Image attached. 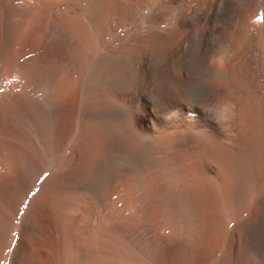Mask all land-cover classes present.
<instances>
[{"label":"bare ground","instance_id":"1","mask_svg":"<svg viewBox=\"0 0 264 264\" xmlns=\"http://www.w3.org/2000/svg\"><path fill=\"white\" fill-rule=\"evenodd\" d=\"M18 150L44 190L12 264L34 229L35 264H66V241L74 264H264V0H0L1 164Z\"/></svg>","mask_w":264,"mask_h":264},{"label":"rangeland","instance_id":"2","mask_svg":"<svg viewBox=\"0 0 264 264\" xmlns=\"http://www.w3.org/2000/svg\"><path fill=\"white\" fill-rule=\"evenodd\" d=\"M23 84H24V86L26 84L27 91H29L27 93L28 94L31 93L34 96V97H32V95L29 94V97H31L33 99V101L35 102V81L32 82V81H29L28 78L27 79L25 78V80H23ZM30 88H31L32 92L30 91ZM182 110H183V112H188L189 110H192L193 112H190V113H192L193 115L194 114L199 115V112L201 111L195 105L185 106V108L182 109ZM168 115L166 117H168ZM220 121L224 122L223 126L225 128L229 127L231 125L230 123L227 122V119L225 117H223V119L221 118ZM220 121L218 120V122H216L217 124L213 123V126L216 129V133L219 134V135H222V133H225V132L222 131V129H224V127L221 125ZM165 123H166V119H165ZM73 128H74V125H73ZM73 131L74 130H72V133H73ZM218 131H220V132H218ZM230 132L232 134L231 130H230ZM225 134H227V132ZM15 157L19 161L20 166L24 170H22L21 167L19 168V170H18V168L17 169L16 168L7 169V165L6 164H1V162H0V168L3 169V170H0V175H5L6 174L4 178H5V180L7 178V181H5V182H4V179L3 180L0 179V224L5 225L6 223H9L8 226H7L8 228L5 229L6 232L4 231L3 235H2V233H0V255H1V252L4 253L3 255H4V258H5V259H3L0 262V264H12L14 256H15V255H13V253H14L13 252L14 251L13 248H15V247L10 245V240L8 238V232H9V234L13 233L14 236L16 237L15 246L17 247V245L19 244L20 237H21V231H22V228H20L21 224L23 225L24 219L26 218L27 214L29 213L27 210L32 208V206L34 205L33 203H35L36 199L39 197L38 195H41L40 193H42L43 190H44V186H41V184H40L41 180H42L41 182L44 181V176H43V173H41L40 170L38 171V168L37 169L35 168V161H33L32 158L28 157L21 150H18V152L15 154ZM63 158H64V156L61 157V159H63ZM0 161H1V154H0ZM14 171L17 172V173H12ZM22 171H25V174H24L25 176L24 177L25 178L29 177L30 182H29V185L27 186L26 190L23 191V195L21 196V199H20V194L17 191H15V189L19 185L15 187L14 183H15V181H18L20 179V176H19L18 180H16L18 174L21 175L20 173ZM8 181H9V183H8ZM141 189L142 190L145 189V184L142 186ZM263 189L264 188L261 187L258 190L257 193H255V192L252 193L251 199L249 200V202H251L250 205H253V204L256 203V201H257L258 197L260 196V194L262 193ZM40 191H42V192H40ZM64 193H63V190H62L61 191V197H60V194H59V196L55 197L54 199L56 201H59L60 203H63L65 201V194ZM253 194H254V199H252L253 198ZM18 197H19L20 200L18 199ZM248 210L250 211L251 209H247V212H249ZM8 213L9 214L13 213V216H12L13 218L9 222L6 220V219H9V217H8L9 214ZM126 214L129 215V211ZM249 214L250 213H246L245 215H249ZM245 215L237 214L236 217H234L235 215H233V216L231 215L229 217L228 221L225 220V221L222 222V223H224V222L225 223H224V225H221L222 227L220 226V228H219L220 231L218 229V233L223 238L221 239V244H219L217 246L218 251H217L216 257H215L217 260L221 259L224 256V253H225V251H226V249L228 247V244H229V237H230V234H231L232 230L237 226V224H239L241 222V220H243L244 217L246 218ZM55 216H53V213H52V216L50 215V217L52 218L51 222H53V221L55 222L57 220L58 215H57L56 212H55ZM118 220L120 221L121 219L119 218ZM119 221H118V223L116 222L117 223L116 226L118 225V228L116 229V230H118V234L120 235V237H123L124 235H126V237L125 236L124 237L128 238L129 236H127V235H130V234H129L127 228L125 229V226H123L125 224H122L123 222H119ZM182 223H184V225ZM186 224H187V221L183 218V221L180 224H178L177 226L172 225L173 227H170L169 231L168 230L165 231V235H167L168 238L171 237V238L180 240L182 235L186 236L187 231H185V229L183 228V226H186ZM121 227H123V229ZM177 227H178V229H177ZM77 231H78L77 229H74L72 232H73V234L74 233L75 234L79 233ZM16 232H17V234H16ZM72 232H70L71 233L70 237L73 236V238H74V236H76L77 234L73 235ZM4 233L6 235H4ZM120 233H122V234H120ZM177 236H179V237H177ZM32 238H33V240H32ZM32 238L29 239V237H25V236L22 238V241L24 243L28 242V244H27L28 246L27 247H28V249H30L29 251L31 253L30 257H28L29 260L26 259L24 264H35V253L34 252H35V249H38V248H35V247H39V245H40V244H37V243H39L38 239L37 238H36L37 240L35 239V229L33 231V237ZM52 239H53V237H52ZM53 242L55 243V240ZM36 244H37V246H36ZM29 245H30V247H29ZM72 245L74 247L73 243H72ZM72 245H71V242L68 243L67 241L65 242V245H64V251H65V255H66V262H65L66 264H74L73 257L71 256L72 252H70V249H71V251H73ZM65 246L67 248H65ZM69 246H70V248H69ZM68 248H69V251H68ZM69 253H71L70 257L68 256ZM57 258H58V255H57ZM57 258L55 257V259H56L55 260L54 257H53V259H54V263L53 264H60V263L57 262ZM30 259H32V260H30ZM68 260H69V262H68ZM70 260H72V261H70ZM3 261H4V263H3Z\"/></svg>","mask_w":264,"mask_h":264}]
</instances>
